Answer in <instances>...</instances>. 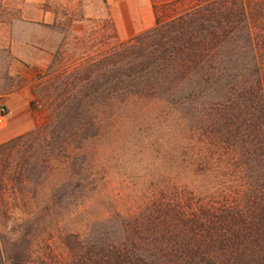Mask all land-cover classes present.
I'll use <instances>...</instances> for the list:
<instances>
[{
    "label": "trees",
    "instance_id": "trees-1",
    "mask_svg": "<svg viewBox=\"0 0 264 264\" xmlns=\"http://www.w3.org/2000/svg\"><path fill=\"white\" fill-rule=\"evenodd\" d=\"M152 4L151 27L122 39L103 18L70 63L54 67V56L53 118L0 143V264H264V0ZM191 79L189 95L170 96ZM163 97L179 117L159 142L174 174L110 210L118 231L60 229L97 186L72 171L74 139L99 134L129 102ZM43 232L56 237L49 252Z\"/></svg>",
    "mask_w": 264,
    "mask_h": 264
},
{
    "label": "rangeland",
    "instance_id": "rangeland-1",
    "mask_svg": "<svg viewBox=\"0 0 264 264\" xmlns=\"http://www.w3.org/2000/svg\"><path fill=\"white\" fill-rule=\"evenodd\" d=\"M19 5L20 1L11 7L3 3L0 5V21L4 22L0 26V101L4 102L6 96L13 95L6 104L9 113L0 129L12 125L16 127L15 130L20 129L17 134L53 118L48 103L51 100L50 94L54 93L56 77L46 73L50 70L54 56L57 60L54 67L71 62L70 56L75 57L73 53L80 47L78 36L88 31L89 26L102 33L103 18L110 19L119 37L125 39L151 27L155 21L152 0H44L46 8L54 10L63 18L58 22L62 37L46 65L30 76L25 70L10 66L13 58L10 49L12 39L17 44L15 51L26 56L30 53L28 48L23 47V43L34 41L32 34L35 29L30 25H19L13 31L9 25L12 19L22 14L19 13ZM24 14L31 16V9H25ZM73 20L79 21L73 24ZM92 43L97 45V40L94 39ZM57 49H60L59 55H54ZM38 72L44 74L41 79H37ZM193 85L194 79L184 81L173 89L170 96L175 99L187 96ZM167 101L163 97L129 102L105 123L99 134L84 141L74 139L73 142L80 145V152L74 157L73 169L76 170L72 171L80 170L86 175V179L79 184L90 185L93 182L97 186L86 195L75 211L66 215L65 222L59 225L60 229H79L88 237L100 236L103 231H118L111 209L123 208L136 203L138 199L143 200L161 179L174 174L175 166L163 159L160 145L172 140L175 133L173 129L179 122L178 114L169 108ZM190 104H181L182 109L189 113L187 122L193 120ZM63 177L62 173L56 174L52 182L56 183ZM76 182L73 179L71 184ZM39 237L44 238L39 245L46 252L53 249L56 237L50 238L48 232H43ZM52 262L48 260L47 264H54Z\"/></svg>",
    "mask_w": 264,
    "mask_h": 264
},
{
    "label": "crops",
    "instance_id": "crops-1",
    "mask_svg": "<svg viewBox=\"0 0 264 264\" xmlns=\"http://www.w3.org/2000/svg\"><path fill=\"white\" fill-rule=\"evenodd\" d=\"M20 1L19 13L20 16L12 19L9 25L12 31L19 25L28 24L35 29L32 34L34 41L24 42L23 47L29 49V56L16 52L17 46L14 39L10 43V49L13 54L12 63L10 66L13 68H20L30 73L28 75L36 74L37 70L44 67L49 61L52 53L58 46L62 32L58 27V22L63 19L58 14L44 5V0H2L3 5L14 6V3ZM31 9V16L24 14L25 9ZM79 20H73L72 23L76 24ZM4 22L0 21V26ZM13 95L6 96L4 103L10 102ZM3 126V124L1 125ZM15 126L8 125L6 128L0 129V143L13 137L20 132V129L15 130ZM18 128V127H17Z\"/></svg>",
    "mask_w": 264,
    "mask_h": 264
},
{
    "label": "built area",
    "instance_id": "built-area-1",
    "mask_svg": "<svg viewBox=\"0 0 264 264\" xmlns=\"http://www.w3.org/2000/svg\"><path fill=\"white\" fill-rule=\"evenodd\" d=\"M8 113H9L8 106L3 101H0V125L4 123Z\"/></svg>",
    "mask_w": 264,
    "mask_h": 264
}]
</instances>
